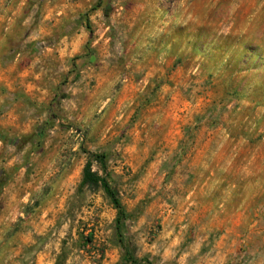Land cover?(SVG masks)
<instances>
[{"label": "rangeland", "instance_id": "rangeland-1", "mask_svg": "<svg viewBox=\"0 0 264 264\" xmlns=\"http://www.w3.org/2000/svg\"><path fill=\"white\" fill-rule=\"evenodd\" d=\"M0 264H264V0H0Z\"/></svg>", "mask_w": 264, "mask_h": 264}, {"label": "trees", "instance_id": "trees-1", "mask_svg": "<svg viewBox=\"0 0 264 264\" xmlns=\"http://www.w3.org/2000/svg\"><path fill=\"white\" fill-rule=\"evenodd\" d=\"M92 159L96 164L99 165L101 170H105L104 156L98 154H89L88 161L83 168L80 185L81 187H86L92 191L102 190L105 196L110 200L112 206L117 211V216L115 219V231L119 243L122 244V229L124 228V221L126 219L124 208L118 198L116 191L110 185V183L105 178L101 177L97 171L92 170ZM88 241L90 240L88 239Z\"/></svg>", "mask_w": 264, "mask_h": 264}]
</instances>
